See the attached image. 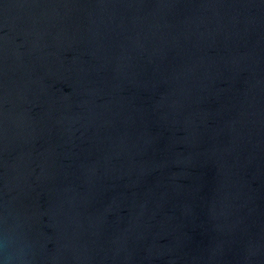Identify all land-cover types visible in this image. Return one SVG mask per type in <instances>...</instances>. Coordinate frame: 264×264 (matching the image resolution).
<instances>
[{"label": "water", "instance_id": "obj_1", "mask_svg": "<svg viewBox=\"0 0 264 264\" xmlns=\"http://www.w3.org/2000/svg\"><path fill=\"white\" fill-rule=\"evenodd\" d=\"M0 264H264V0H0Z\"/></svg>", "mask_w": 264, "mask_h": 264}]
</instances>
